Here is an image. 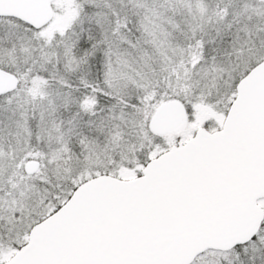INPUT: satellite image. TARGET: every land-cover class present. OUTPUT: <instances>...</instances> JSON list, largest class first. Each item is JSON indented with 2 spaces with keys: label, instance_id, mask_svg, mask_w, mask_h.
<instances>
[{
  "label": "snow or ice",
  "instance_id": "1",
  "mask_svg": "<svg viewBox=\"0 0 264 264\" xmlns=\"http://www.w3.org/2000/svg\"><path fill=\"white\" fill-rule=\"evenodd\" d=\"M0 264H264V0H0Z\"/></svg>",
  "mask_w": 264,
  "mask_h": 264
}]
</instances>
